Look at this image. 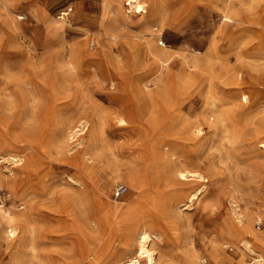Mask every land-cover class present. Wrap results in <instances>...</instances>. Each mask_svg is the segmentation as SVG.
Returning <instances> with one entry per match:
<instances>
[{
	"label": "rangeland",
	"instance_id": "obj_1",
	"mask_svg": "<svg viewBox=\"0 0 264 264\" xmlns=\"http://www.w3.org/2000/svg\"><path fill=\"white\" fill-rule=\"evenodd\" d=\"M144 1L0 0V264H264V0Z\"/></svg>",
	"mask_w": 264,
	"mask_h": 264
},
{
	"label": "bare ground",
	"instance_id": "obj_2",
	"mask_svg": "<svg viewBox=\"0 0 264 264\" xmlns=\"http://www.w3.org/2000/svg\"><path fill=\"white\" fill-rule=\"evenodd\" d=\"M130 2H132V4H133L132 7H134L135 13L144 15L148 12L147 1L130 0ZM160 53H162V52H160ZM110 55H111V53L109 54L108 50H104V56L107 57L109 65L113 63V59L110 57ZM92 59H94V58H92ZM108 78L114 84L115 79L113 77H108ZM142 99H143V97H142ZM146 100H149V98L147 97ZM118 120L121 124L122 123H125V124L128 123L124 118H119ZM79 130H80V128H77V129H75V132H77ZM201 133H202V127L200 126L199 123H197L195 126H192L189 123L174 122L173 123V131L171 134L173 139L169 140L168 142L163 143L162 146L165 147V151H163L162 155L166 156V160L168 162H170V164L171 163L172 164L179 163L180 162V156L178 155V152H176L174 150L173 143L177 144L179 142L185 141L186 139L199 137ZM260 147L264 149V141L260 143ZM159 156L160 155H154L152 157L154 158V157H159ZM172 164H171V166H172ZM171 173H172V174H170L171 184H185L188 181H192V180H199V181L208 180V178L205 176L206 174L204 175L198 171L183 170V169H180L176 166L171 168ZM140 187H141V185L138 184L137 188H140ZM201 191H202L201 188H199L196 192L189 195L188 198L191 201V203L193 200L199 199V195L201 194ZM102 209L103 210L106 209L105 216L107 218H109L111 221H113V223L115 224L117 229L120 230V228L118 226V222L121 220V218L118 217V211H117L118 207L116 205H111L110 203H107ZM233 213H234V211H233ZM113 218H114V220H113ZM237 221H239V223H241V225H237L239 232L240 233H247V234H250V236H251L252 230L250 229L249 221L246 222L244 220V215H242V213L240 211L237 212ZM135 227L137 228V226H133L130 228L128 226H124V228L121 229V230H125L127 232L128 231H130V232L134 231V229H135V231H134L135 237L133 238V240H131L135 243L134 256L141 257L144 264H155L156 263V252L150 246V243L152 241V233H151L152 231L150 232L146 228V226H141V228L139 230H136ZM14 232H15V230L13 228V229H10L9 233L13 234ZM245 241H246L247 246L253 250V244H254L253 241H251V239L249 237ZM254 242L257 244H260L261 242H263L262 236H256ZM213 252H215V251H213ZM261 260H262V257L257 259L258 262H261Z\"/></svg>",
	"mask_w": 264,
	"mask_h": 264
},
{
	"label": "built area",
	"instance_id": "obj_3",
	"mask_svg": "<svg viewBox=\"0 0 264 264\" xmlns=\"http://www.w3.org/2000/svg\"><path fill=\"white\" fill-rule=\"evenodd\" d=\"M71 11V8L64 9L61 11V17H65L68 15V13ZM128 190V187L124 184L118 185L114 190V197L116 199L121 198ZM122 264H144L143 260L139 256H132L129 258H126Z\"/></svg>",
	"mask_w": 264,
	"mask_h": 264
}]
</instances>
